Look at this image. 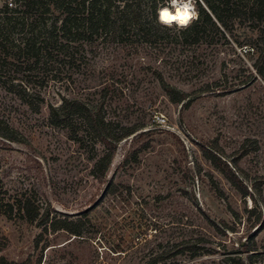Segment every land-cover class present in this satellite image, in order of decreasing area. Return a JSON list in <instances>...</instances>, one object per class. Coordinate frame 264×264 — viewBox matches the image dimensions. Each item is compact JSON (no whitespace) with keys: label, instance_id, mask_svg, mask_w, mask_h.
Returning a JSON list of instances; mask_svg holds the SVG:
<instances>
[{"label":"rangeland","instance_id":"rangeland-1","mask_svg":"<svg viewBox=\"0 0 264 264\" xmlns=\"http://www.w3.org/2000/svg\"><path fill=\"white\" fill-rule=\"evenodd\" d=\"M227 24L193 43L184 29L152 21L132 43L102 37L31 67L0 66V76L35 81L44 98L34 111L0 85V128L19 140L0 136V264H229L238 251L246 257L243 244L264 264V76L254 44L262 33L247 17ZM63 97L103 102L116 131L139 130L82 145L50 122ZM25 196L80 233L46 229L17 208L4 213ZM183 241L199 242V256L173 255Z\"/></svg>","mask_w":264,"mask_h":264},{"label":"trees","instance_id":"trees-1","mask_svg":"<svg viewBox=\"0 0 264 264\" xmlns=\"http://www.w3.org/2000/svg\"><path fill=\"white\" fill-rule=\"evenodd\" d=\"M164 0H15L10 7L8 2L0 10V66L3 63L15 67L24 64L31 67L38 64L42 57H52L53 52L60 48L73 47L78 42H90L98 38L119 39L121 42L132 43L134 34H142L146 26L157 20V9ZM199 18L184 32L188 33L193 43L204 41L208 27L220 29L227 27V19L234 21L242 17L250 18L254 28L260 30L258 48L259 57L263 66L259 73L264 76V0H196ZM150 12L144 16L145 11ZM58 13V15H56ZM53 17L50 21V16ZM137 31V32H135ZM141 33H140V32ZM22 64L14 62L21 59ZM29 77V76H28ZM27 76H0V85L16 94L34 111H39L44 98L35 91L33 83ZM163 87L173 101L183 99L182 94L175 87L162 81ZM50 122L57 127L68 128L73 138L82 145L86 138L93 137L94 142L119 143L139 130L137 127L119 126V132L112 126L113 122L107 119L103 102L94 103L76 97H63L58 105H50ZM0 136L17 141L18 138L8 125L0 128ZM19 141V140H18ZM212 159V158H210ZM108 158L102 157L96 166L106 169ZM107 162V163H106ZM217 165V162L213 160ZM103 165V166H102ZM100 167V168H101ZM1 193H4L0 188ZM0 198V208L3 206ZM9 210H3L11 217L17 208L18 215L30 221L39 220L53 230L65 229L74 234L80 230L70 226L73 222L62 219L51 220L49 208L41 212L39 204H35L31 196H25L15 202H7ZM253 210V208H252ZM48 223V224H47ZM199 242L189 245L187 241L175 244L173 255L192 252V257L199 256L195 250L201 249ZM245 252L238 251L239 255L227 258L229 264H254L250 246ZM203 247V246H202ZM205 247V246H204ZM203 247V249H204ZM234 253V252H232Z\"/></svg>","mask_w":264,"mask_h":264},{"label":"clouds","instance_id":"clouds-1","mask_svg":"<svg viewBox=\"0 0 264 264\" xmlns=\"http://www.w3.org/2000/svg\"><path fill=\"white\" fill-rule=\"evenodd\" d=\"M199 18L195 0H167V3L157 9V20L166 27L182 30L188 28Z\"/></svg>","mask_w":264,"mask_h":264},{"label":"built area","instance_id":"built-area-1","mask_svg":"<svg viewBox=\"0 0 264 264\" xmlns=\"http://www.w3.org/2000/svg\"><path fill=\"white\" fill-rule=\"evenodd\" d=\"M8 5H9L10 7H12V6H13V0H9V1H8Z\"/></svg>","mask_w":264,"mask_h":264}]
</instances>
